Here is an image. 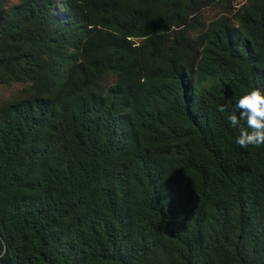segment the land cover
Returning <instances> with one entry per match:
<instances>
[{"label":"trees","instance_id":"obj_1","mask_svg":"<svg viewBox=\"0 0 264 264\" xmlns=\"http://www.w3.org/2000/svg\"><path fill=\"white\" fill-rule=\"evenodd\" d=\"M17 85L0 264H264V147L226 120L264 92V0H0Z\"/></svg>","mask_w":264,"mask_h":264},{"label":"clouds","instance_id":"obj_2","mask_svg":"<svg viewBox=\"0 0 264 264\" xmlns=\"http://www.w3.org/2000/svg\"><path fill=\"white\" fill-rule=\"evenodd\" d=\"M220 113L229 112L227 104L218 106ZM226 120L237 131L235 143L244 149L264 147V92L251 88L231 106Z\"/></svg>","mask_w":264,"mask_h":264},{"label":"rangeland","instance_id":"obj_3","mask_svg":"<svg viewBox=\"0 0 264 264\" xmlns=\"http://www.w3.org/2000/svg\"><path fill=\"white\" fill-rule=\"evenodd\" d=\"M11 2H16V0H10ZM245 0H237L238 3H242ZM216 11H210L208 12V17H211L213 15H215ZM109 81L111 82V79H109ZM19 86H13V87H0V96H7L9 94H11L16 88H18Z\"/></svg>","mask_w":264,"mask_h":264}]
</instances>
